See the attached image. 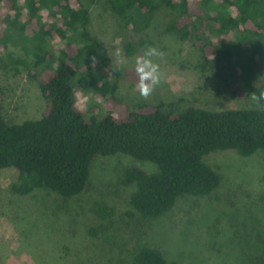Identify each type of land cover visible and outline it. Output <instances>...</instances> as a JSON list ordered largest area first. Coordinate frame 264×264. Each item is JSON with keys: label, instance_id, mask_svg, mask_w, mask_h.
<instances>
[{"label": "trees", "instance_id": "obj_1", "mask_svg": "<svg viewBox=\"0 0 264 264\" xmlns=\"http://www.w3.org/2000/svg\"><path fill=\"white\" fill-rule=\"evenodd\" d=\"M96 2L0 0V49L24 55L14 59L7 52L0 58V69L10 64L16 74L25 70L44 103L38 118L13 123L5 119L0 87V170L16 171L10 186L13 194L43 191L67 203L85 192L96 158L122 155L155 166L153 173L127 168L120 180L134 187L132 209L152 221L169 212L178 198L207 197L220 187L221 175L205 163L209 154L229 150L243 158L264 154V99L221 111L183 108L187 98L154 105L124 100L118 91L123 70L114 68L108 46L93 32ZM105 4L120 28L134 32L144 31L158 13L166 12L162 36L188 45L200 74L227 75L228 94L242 79L249 88L245 98L264 93V0H105ZM229 34L238 38L237 44L226 42ZM251 40L256 45L242 52ZM135 49L126 46V54ZM75 93L103 100V112L91 106L84 113ZM91 212L102 225L88 234L106 245H119L113 210L94 205ZM127 260L167 264L162 253L142 243Z\"/></svg>", "mask_w": 264, "mask_h": 264}, {"label": "rangeland", "instance_id": "obj_2", "mask_svg": "<svg viewBox=\"0 0 264 264\" xmlns=\"http://www.w3.org/2000/svg\"><path fill=\"white\" fill-rule=\"evenodd\" d=\"M94 7L93 32L108 46L114 68L123 70L118 91L129 104L187 98L183 108L193 105L221 111L256 102L252 94L245 98L249 92L246 79L228 94L227 75L200 74L189 46L162 36L166 12L158 13L144 31L134 32L118 26L105 0H97ZM237 40L233 34L226 36L228 44H237ZM253 45L255 40L244 44L242 52ZM126 46L136 48L132 55L126 54ZM149 46L164 53L162 58H153L163 79L144 99L136 89L134 68L135 58ZM116 48L123 52V65L117 63ZM7 52L14 59L24 57L21 51L7 48L0 49V58ZM12 68L9 64L0 69L5 119L13 123L36 119L44 107L36 82L25 70L20 68L16 74ZM233 94L244 97L231 99ZM75 95L84 113L91 106L103 112V100ZM205 163L221 175L220 187L207 197L182 196L169 212L152 221L132 209L134 187L120 183L122 172L130 167L153 173L156 169L150 163L122 155L96 158L85 192L67 203L43 191L17 196L10 190L16 171L0 170V264H127L128 253L138 243L158 250L167 264H264V154L243 158L235 151H217ZM94 205L113 210L119 245H106L88 234L89 229L102 225L91 212Z\"/></svg>", "mask_w": 264, "mask_h": 264}, {"label": "clouds", "instance_id": "obj_3", "mask_svg": "<svg viewBox=\"0 0 264 264\" xmlns=\"http://www.w3.org/2000/svg\"><path fill=\"white\" fill-rule=\"evenodd\" d=\"M117 58L118 65H123L126 61L123 57V52L120 48H116L114 52ZM163 52L159 51L155 47H147L142 55H138L135 58V74L138 77L136 89L141 97L148 99L155 88L162 82L163 73L161 72L160 65L154 62V57L162 58ZM95 61V57L92 58ZM254 101L264 99V93H261L259 97L255 94L252 96Z\"/></svg>", "mask_w": 264, "mask_h": 264}]
</instances>
